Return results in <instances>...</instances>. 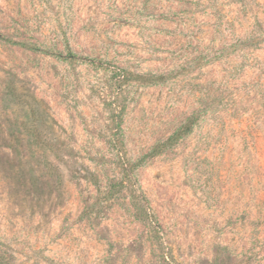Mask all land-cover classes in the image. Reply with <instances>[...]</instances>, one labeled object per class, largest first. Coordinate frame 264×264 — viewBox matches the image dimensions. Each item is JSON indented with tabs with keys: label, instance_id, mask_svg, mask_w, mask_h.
Instances as JSON below:
<instances>
[{
	"label": "rangeland",
	"instance_id": "obj_1",
	"mask_svg": "<svg viewBox=\"0 0 264 264\" xmlns=\"http://www.w3.org/2000/svg\"><path fill=\"white\" fill-rule=\"evenodd\" d=\"M8 85L40 102L54 149L12 131ZM190 121L136 168L141 219L114 189L121 157ZM59 147L55 184L39 160ZM0 264H264V0H0Z\"/></svg>",
	"mask_w": 264,
	"mask_h": 264
},
{
	"label": "trees",
	"instance_id": "obj_2",
	"mask_svg": "<svg viewBox=\"0 0 264 264\" xmlns=\"http://www.w3.org/2000/svg\"><path fill=\"white\" fill-rule=\"evenodd\" d=\"M22 46H27L26 44L17 43ZM58 56L60 58L70 60L72 62L74 61H84L85 58L75 54L73 51L69 50L68 54L65 56L63 53L59 52ZM111 68L115 71L116 77L119 78V81L122 82V84H127L131 81H138L140 83L144 84H155L157 82H160L163 80V76H155V75H138L133 76L131 73L127 72L124 69L116 68L111 66ZM6 93L5 95L9 98V107L12 110L10 112V115L8 116V123L15 133H26L29 137L27 141L28 146H37L38 148L45 149L47 147H50L51 149H54L55 146V140L54 138L48 139L47 136L43 135V132L45 131L46 124L48 123L46 120H43L40 116L39 106L41 105L40 102L37 100L36 97L33 96H24L21 92H19V89L17 87L13 86H7L6 87ZM16 106H21L22 109H24V117L21 119H15V108ZM123 110L118 113V115L114 116L115 120L121 119ZM192 121L188 122V124L182 126L180 129H178L174 134H172L167 140L157 144L148 154H146L140 161L136 163H132L127 160L125 156L121 157V173L122 178L117 179L113 184H115L114 189L116 193H121L122 191H125L129 194L131 197V203L133 207L136 210V214L141 219L149 220L150 223L152 222V215L150 212L148 205V200L146 196L143 194L142 190L139 188V182L136 177V168L140 166L143 162H145L147 159H151L154 157H157L164 153L168 148L174 146L177 144L184 136L189 134L192 129ZM121 121L118 122V131L121 130ZM17 142H22V140L18 137ZM57 142V140H56ZM60 151L57 154H45L44 152L41 154V158L39 160V164H44L43 171L48 167L49 164L52 165L51 169L54 170V175L56 176L55 184H62V176L59 171V166L55 165L51 158L53 157L58 163L64 162V157L71 156V152L69 150H64L63 156L60 154L62 152V148H60ZM52 153V152H50ZM19 158V157H18ZM21 160V157H20ZM92 176V177H91ZM85 176L84 178H86ZM87 180L91 181L93 184H99L98 178L94 174H90ZM118 186L117 188H115ZM113 189V188H112ZM113 191V190H112ZM112 191H110L109 198L111 199L113 194ZM154 232L159 234L158 228L155 226L153 228Z\"/></svg>",
	"mask_w": 264,
	"mask_h": 264
}]
</instances>
